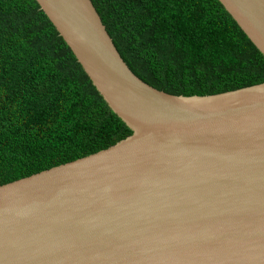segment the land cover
Here are the masks:
<instances>
[{
    "label": "water",
    "instance_id": "95a60500",
    "mask_svg": "<svg viewBox=\"0 0 264 264\" xmlns=\"http://www.w3.org/2000/svg\"><path fill=\"white\" fill-rule=\"evenodd\" d=\"M131 136L0 186V264H264V83L174 96L91 0H35ZM264 56V0H218Z\"/></svg>",
    "mask_w": 264,
    "mask_h": 264
},
{
    "label": "trees",
    "instance_id": "16d2710c",
    "mask_svg": "<svg viewBox=\"0 0 264 264\" xmlns=\"http://www.w3.org/2000/svg\"><path fill=\"white\" fill-rule=\"evenodd\" d=\"M144 83L212 96L264 83V56L218 0H91ZM35 0H0V186L131 136Z\"/></svg>",
    "mask_w": 264,
    "mask_h": 264
}]
</instances>
